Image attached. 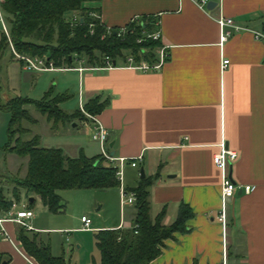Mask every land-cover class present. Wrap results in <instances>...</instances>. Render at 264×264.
<instances>
[{"label":"crops","instance_id":"1","mask_svg":"<svg viewBox=\"0 0 264 264\" xmlns=\"http://www.w3.org/2000/svg\"><path fill=\"white\" fill-rule=\"evenodd\" d=\"M211 1L217 6L206 11L194 0H101L93 4L100 9L102 24L111 29L125 27L133 19H156L162 43L169 49V59L159 70L141 72L122 61L101 69L77 57L72 66L60 67L68 70L35 72H60L77 80L79 111L82 105L97 118L109 134L107 151L126 160L120 185L108 187L119 192L121 218L93 230L132 225L135 207L122 205L121 187L133 191L142 179L141 169L154 179L149 194L152 217L165 210L164 221L171 223L181 203L192 208L188 230L166 239L162 253L150 264H264V42L252 32L232 31L222 44L217 23L224 16L262 31L264 0ZM223 60L230 62L224 70ZM95 98L107 104L98 114H90L85 107ZM73 121L86 128L88 142L68 156L76 158L82 151L89 158L105 159L100 143L89 137L92 120L84 115ZM223 141L238 155L230 170L233 180L255 186L250 193L239 188L229 202L226 249L219 220L221 170L213 161ZM134 160L137 167L131 166ZM6 196L17 207L26 204L33 216L27 219L32 226L27 229L10 220L12 206L1 209L0 215L6 218L0 223L2 263L39 264L18 239L23 227L29 236L48 244L54 256H63L67 264L65 254L53 253L51 236L48 240L43 236L64 233L62 237L68 241L69 228L43 225L38 220L34 205L37 200L43 203L39 195L14 200L9 190Z\"/></svg>","mask_w":264,"mask_h":264},{"label":"trees","instance_id":"2","mask_svg":"<svg viewBox=\"0 0 264 264\" xmlns=\"http://www.w3.org/2000/svg\"><path fill=\"white\" fill-rule=\"evenodd\" d=\"M0 1L9 25L12 46L20 55L46 56L59 68L72 66L77 57L86 58L88 65L93 67H105L106 58L116 62L114 67L119 61L129 64V57H133L135 64L146 62L154 66L158 62L156 51L163 45L162 40L149 39L145 35L158 29L157 20L153 17L131 21L126 26L125 35L121 36L120 28L113 29L111 34L106 33V27L100 20V9L93 5L101 0ZM73 14L79 15L77 22H73ZM10 45L3 31L0 54L11 49ZM1 94L0 85V111L12 115L9 142L4 150L28 159L27 173L13 189L16 200H19L20 189H24L28 197L39 195L51 212H58L62 199L59 190L120 185L117 168L101 157L89 158L81 151L77 158H70L59 148L42 147L38 136L30 140L22 139L28 130L20 126L21 122H36L27 106H34L55 127L60 122L84 116L81 111L74 114L64 111L60 106L65 100L63 96L54 95L51 89L41 101L15 97L3 102ZM106 104L95 98L85 108L90 114H98ZM153 180L145 176L132 189L136 193V201L135 217L130 227L105 228L95 233L100 252L99 264H150L162 253L166 239L173 238L176 232L188 230L187 221L194 215L188 204H180L178 216L171 223L164 221L165 210L152 217L149 194ZM12 204L0 183V209L8 210ZM18 239L39 264H66L63 256H54L48 244L39 242L36 236H29L23 227L19 230ZM2 262L3 255L0 253V264Z\"/></svg>","mask_w":264,"mask_h":264},{"label":"rangeland","instance_id":"3","mask_svg":"<svg viewBox=\"0 0 264 264\" xmlns=\"http://www.w3.org/2000/svg\"><path fill=\"white\" fill-rule=\"evenodd\" d=\"M3 31V26L0 24V38ZM12 53V49L8 48L0 54V85L3 102L15 97L41 101L45 94L53 89L54 95L64 97L65 100L60 105L64 111L72 114L80 110L77 80L75 81L74 78L69 80L60 72L36 74L25 70L14 53L12 57ZM26 109L36 122L31 123L26 120L21 122L20 126L28 130L22 136L23 140L38 136L42 147L59 148L67 157L76 154L74 151L79 145L88 142L86 128L81 126L79 121L60 122L55 127L54 123L48 121L34 106H27ZM82 114L84 115L83 112ZM11 119L10 112L0 111V181L2 182L0 183L4 186L5 193L11 190L13 195V189L18 187V180L24 178L27 173L28 159L4 150L9 142ZM20 192L19 200L24 201L28 197L26 191L20 189ZM58 192L62 197L61 201L65 202L63 211L50 213L39 200L34 205V211L43 225L69 228L71 231L68 233L69 240L62 237H65L64 233L53 232L51 235L45 233L43 237L48 240L51 236L53 253L65 254L67 264H94V262L99 264L100 253L95 241L96 231L82 229L81 217L83 214L89 216L93 220L92 227L118 221L121 218V207L117 188H73ZM14 200H16L15 196ZM102 203L104 206L101 208Z\"/></svg>","mask_w":264,"mask_h":264},{"label":"built area","instance_id":"4","mask_svg":"<svg viewBox=\"0 0 264 264\" xmlns=\"http://www.w3.org/2000/svg\"><path fill=\"white\" fill-rule=\"evenodd\" d=\"M211 0H194L197 7L201 10H207V6ZM1 3V1H0ZM95 16V14L93 15ZM73 22H77L80 17L77 14L72 15ZM138 20V19H133ZM217 23L221 30V43L224 44L227 42L230 37L232 36V31L241 32V31H248L252 32L254 34V37L257 40H261L264 42V33L262 31H253L248 28H245L238 23L233 18H227L224 16H220L217 19ZM0 24L3 26L4 33L7 35L9 42L11 44L12 52L15 54V56L21 61L23 67L28 71L33 72H49V71H57V70H68V68H57L55 63L51 60H49L46 56L39 57V56H28V55H20L18 54L14 47L12 46L11 40H10V32L8 28V22L6 19V15L2 10L1 4H0ZM156 26L159 27V23L156 22ZM92 27V25H91ZM232 29V30H231ZM111 28L106 27V33L111 34L112 33ZM127 31L126 26L120 28L119 35L124 36ZM91 33H93V30H91ZM146 38L153 39V40H159L161 39V33L159 29H156L153 33H145ZM143 40H139L141 42ZM168 46L162 45L157 49V57L158 62L154 66H150L146 62H143L141 64H135V61L133 57L128 58L129 66L134 67L136 70H139L141 72H148L152 70H159L161 67L168 61L169 59V51ZM229 60H223L222 62V69L224 70L227 68L229 64ZM113 66V63L109 58H106V66L102 67L101 69H109ZM81 111L84 113V115L89 118L91 121V124L88 125L89 131V137L93 141H97L101 145V151L104 158L110 162L111 164H116V161H119L120 163L115 165L114 167L117 168V176L121 180L123 177V165L126 162L125 159H117L114 156H112L106 148L107 141H108V131L107 129L97 120L95 116L89 115L86 113L83 109V106L81 105ZM237 153L235 151H232L227 148L225 141H223L220 144V151L214 155L213 161L214 164L221 170V188H220V195H221V209L219 214V220L221 221L223 225V244L226 249L227 246V212H228V206L230 200L235 196L236 191L241 188L246 193H250L255 189V186L253 184H246V185H239L236 181L233 180L230 170L233 165V163L237 160ZM141 161V157H139L138 161ZM132 167H137V160H134L131 162ZM136 201V193L134 191H128L123 186L121 187V202L122 205H134ZM12 207L14 210L11 212L10 220L19 223L23 227L27 229H31L32 226L27 222V219L33 216V211L31 209L27 208L26 204H23L21 207H17V203H13ZM1 211V209H0ZM6 218H3L0 215V223L4 222ZM82 229H94L92 227L93 220L87 216L83 215L82 218Z\"/></svg>","mask_w":264,"mask_h":264},{"label":"water","instance_id":"5","mask_svg":"<svg viewBox=\"0 0 264 264\" xmlns=\"http://www.w3.org/2000/svg\"><path fill=\"white\" fill-rule=\"evenodd\" d=\"M216 6H217V3L215 1H210L209 4H208V6H207V8H208V10H213V9L216 8ZM81 21H83V20L81 19ZM113 64L115 65L116 62L114 61ZM113 145L114 144H112L111 147H113ZM112 156H114V153H112ZM230 173H231V171H230ZM144 177H145V170L144 169H141V178H144ZM64 204H65L64 201H60V203H59L60 207H62ZM61 209L62 208H60L59 210L61 211Z\"/></svg>","mask_w":264,"mask_h":264}]
</instances>
